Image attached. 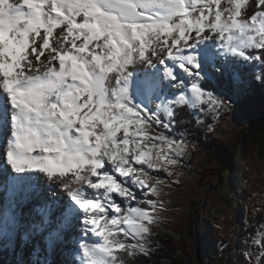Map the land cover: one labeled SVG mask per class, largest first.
I'll return each mask as SVG.
<instances>
[{
    "label": "snow or ice",
    "instance_id": "snow-or-ice-1",
    "mask_svg": "<svg viewBox=\"0 0 264 264\" xmlns=\"http://www.w3.org/2000/svg\"><path fill=\"white\" fill-rule=\"evenodd\" d=\"M238 64L264 84V0H0V238L39 173L65 198L32 228L75 229V264L150 255L154 173L171 176L188 148L178 110L218 115L242 100ZM253 243L246 264H264V227Z\"/></svg>",
    "mask_w": 264,
    "mask_h": 264
},
{
    "label": "rangeland",
    "instance_id": "rangeland-1",
    "mask_svg": "<svg viewBox=\"0 0 264 264\" xmlns=\"http://www.w3.org/2000/svg\"><path fill=\"white\" fill-rule=\"evenodd\" d=\"M204 56L210 58L211 49ZM238 66L247 83L242 100L221 109L218 115L211 111L196 115L192 112L194 120L198 115L201 121L196 122V127L204 129L205 145L193 142L185 133L183 139L188 148L179 164L171 169L172 175L154 173L163 183L159 188V196L149 197L158 200L157 219L148 236L149 247L161 235H170L177 241V246L173 247L177 257L175 262L162 260V264H246L249 258L245 253L249 249L259 251L253 243L257 235H253L252 230H255L256 219L264 223V122H255L261 116L257 106L259 96L254 93L249 81H254L262 90L264 84L253 79V72H258L259 68L251 67L247 72L243 71V67L248 65ZM206 82L210 81H205L204 85ZM210 141L231 150L226 163L218 160L216 153L213 154L214 149L208 145ZM4 179L1 178L2 182L7 181ZM25 181L29 183L28 179ZM44 193L48 197L53 196L46 191ZM3 201L0 200V211L4 213L6 209ZM23 208L32 209L29 213L40 217L39 209L35 211L31 203ZM22 209L16 215L20 220V231L18 228L10 240L7 237L0 238V244L10 250L7 264H15L14 261L25 264H63L61 260L70 254L67 242L69 234L63 232L60 236L54 235L52 246L44 240L40 241V238H37L40 242L35 240V243H31L26 238L31 233L30 228L23 231V224L29 220L21 215L24 213ZM71 230L74 232L73 228H68L66 232ZM22 234L28 241L27 247L19 241ZM4 255L0 251V257L6 258ZM118 255L123 257L122 252Z\"/></svg>",
    "mask_w": 264,
    "mask_h": 264
},
{
    "label": "trees",
    "instance_id": "trees-1",
    "mask_svg": "<svg viewBox=\"0 0 264 264\" xmlns=\"http://www.w3.org/2000/svg\"><path fill=\"white\" fill-rule=\"evenodd\" d=\"M251 67L246 66L243 67V71H250ZM249 84L256 93L257 96H259V99L257 100L259 106V114L261 113V116L258 117V119L255 120L256 123L264 122V90H262L260 87H258L254 81H249ZM213 86V82H206L205 88L211 89ZM226 99V98H225ZM237 104V103H236ZM183 117V123L178 126L179 131H182L187 134V136L193 141L198 142L200 144L205 145V140L203 137L204 129H198L196 127V121L194 120L192 116V111L190 109H184L183 111L178 110V119ZM198 131H197V130ZM211 142V141H210ZM209 145L210 149H214L213 154H217L218 160H220L222 163H226L228 161V157L231 150L225 148L224 146L218 145L215 141L211 142ZM229 153V154H228ZM215 154V155H216ZM264 227V223L260 221L259 219H256V223L254 225V229L252 230L253 235H258L261 228ZM177 246V241L174 239V237L170 235H161L158 237V241L154 242L152 245H150V255L144 256L142 254H137L135 257L128 256L127 254L122 252V256L120 259L123 261L124 264H162V260H166L168 262H175L176 258L174 253L173 247ZM258 250L259 246L257 245ZM5 254L4 257H0V264H7L8 258H9V250L5 249L3 251ZM15 264H25L23 262L14 261Z\"/></svg>",
    "mask_w": 264,
    "mask_h": 264
},
{
    "label": "bare ground",
    "instance_id": "bare-ground-1",
    "mask_svg": "<svg viewBox=\"0 0 264 264\" xmlns=\"http://www.w3.org/2000/svg\"><path fill=\"white\" fill-rule=\"evenodd\" d=\"M249 11H251V9H249ZM207 50L208 49L205 50L204 55H207ZM3 147H4L3 143H0V153L3 152ZM1 163H3L2 160H0V164ZM4 167H5L6 170H8V166H4ZM27 179L29 180V183L27 181H25ZM26 186H28L27 191H26ZM39 186H41L42 188L40 189ZM30 187H31V191L29 192V188ZM45 191L48 194L53 195L54 197L53 196H50V197L46 196L45 193H44ZM1 192H0V200L1 201L4 200L3 201L4 208L7 210L8 199H9L7 189L3 193H1ZM51 198L53 200H55V201H53V204H54V206H56V202L57 201H62L65 198V196H64V193L60 189H58L56 186L50 185L46 181V179L43 176V174H39V173L32 174L30 176H27L24 179V183L21 185V188L17 191L16 196L14 197L15 205H16L15 211H18V210L22 209L27 203H29V204L31 203L32 207H34V210L36 211V210H38L41 207L42 203L44 204L46 201H48V199H51ZM32 199H33V201H31ZM23 209L21 211H23ZM26 210H27V212H26ZM31 211H33V210L30 209V208L29 209L25 208L24 209V213L22 212L21 215L23 217H27V219L29 221L34 223V222L38 221L39 219H38V217H37V215L35 213H29ZM0 213H3V212L0 211ZM32 215L35 217V219L32 218ZM57 215L58 214H57L56 210L51 211V216H52L51 219L53 221L57 218ZM23 222L24 221H22V224H23ZM28 222H27V224L29 226H31V224H29ZM23 225H24V230L23 231H26L25 227L27 228L28 226H25L26 223H24ZM48 230H50V232H48ZM51 230L52 229L50 228V229H47V230H44V231H37L36 229L31 227L29 232H32V233L35 234L36 231H37V234L33 235V236L32 235H27L26 238H28L27 239L28 241L29 240L32 241L31 243H35V240L37 242H39L37 240V238H39V235H40L41 239L44 240V242H46L48 245L52 246L51 244L54 243L55 238H54V235H50ZM66 230L67 229L64 230V234H66V235L69 234V238L70 239H69V241L67 240V242L69 243V251H68V253H70V254H69L68 258H64L61 261L63 262V264H75L74 242L77 239L79 233L75 229H74V232H72V230H71L68 233L66 232ZM19 231H20V228H19ZM15 233H16V231H15ZM24 238H25V236L22 234L21 237H19V239H20L19 241L21 242V244H24V246L27 247L26 244L28 243V241H26ZM39 245L42 246V244H40V243H39ZM64 253L66 254L67 251H65Z\"/></svg>",
    "mask_w": 264,
    "mask_h": 264
}]
</instances>
